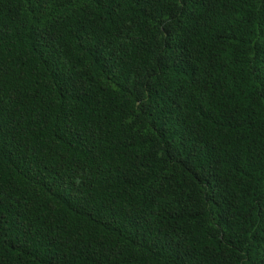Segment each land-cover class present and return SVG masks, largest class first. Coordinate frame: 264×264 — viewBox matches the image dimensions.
Instances as JSON below:
<instances>
[{
	"label": "trees",
	"instance_id": "1",
	"mask_svg": "<svg viewBox=\"0 0 264 264\" xmlns=\"http://www.w3.org/2000/svg\"><path fill=\"white\" fill-rule=\"evenodd\" d=\"M0 264H264V0H0Z\"/></svg>",
	"mask_w": 264,
	"mask_h": 264
}]
</instances>
